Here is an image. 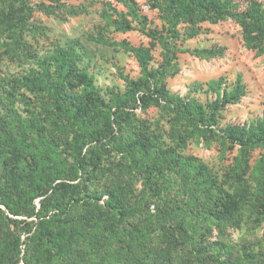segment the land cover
Here are the masks:
<instances>
[{"label": "rangeland", "instance_id": "1", "mask_svg": "<svg viewBox=\"0 0 264 264\" xmlns=\"http://www.w3.org/2000/svg\"><path fill=\"white\" fill-rule=\"evenodd\" d=\"M225 1L0 0V264H264V0Z\"/></svg>", "mask_w": 264, "mask_h": 264}, {"label": "trees", "instance_id": "2", "mask_svg": "<svg viewBox=\"0 0 264 264\" xmlns=\"http://www.w3.org/2000/svg\"><path fill=\"white\" fill-rule=\"evenodd\" d=\"M170 4H171L170 10H173L175 13L182 12L183 15H185V20H187L188 23H195L196 20L204 21L211 14L221 15L225 11L227 12L230 9V6H228V3L225 0H170ZM234 5L235 4L233 3V6ZM215 19H217V17H214V20ZM246 19H247L246 17H243L241 23L243 22V24H242L243 28L249 30V29H251L252 22H245ZM71 50H72V48H71ZM68 52L70 53V51H68ZM80 74H81V72H80ZM64 101H66L69 104L74 103V101L71 100V96L69 94L65 95ZM13 174H14L15 178H18V179L22 178L21 174L19 172L13 171ZM210 200L212 201V199H210ZM214 201L215 202L219 201L220 205L218 203H216L215 207L217 209H221L220 211L224 213V211L228 207V200H226V199L225 200H223V199L219 200L218 199V200H214ZM107 204L109 205V208L111 210L117 209L116 211H114V215H116L117 218H119L120 215L123 214V213H121V208H116L117 205L110 203V202H107ZM160 209L163 210L164 212H167L166 207H163V209L162 208H160ZM124 213H126V212H124ZM9 221L15 226L19 225L20 223H24V221H22V220H16L13 218H9ZM172 226L173 225H171V224H167V225L161 224L160 225L159 228H160V233L163 235L162 237H167L166 232H167V230H171ZM126 240H127V242H125L124 246L126 248H128L127 253H128L129 258L125 261L127 263L145 264L146 261H149V259H150V260H154V262L152 264H156V263L160 264V261L163 258L162 252H165V253L167 252L166 255L168 256V251H169V255H172L170 250H168L166 248H161L159 250L155 249V251H153V253H152V257L150 256L149 259H147L146 257L144 258L143 256L140 257V253L138 254L136 249L132 248L133 250H131V246L133 243L132 242L133 240L131 238V234H129V236L126 237ZM134 245L135 244H133V246ZM138 245H140V244H136L135 246H138ZM218 249H219V253L216 256V261L218 264H236L237 259L240 256L242 258V254H240L238 256L233 255L234 254L233 253L234 247L229 245V243L222 242ZM237 254H238V252H237ZM211 256L212 255H206V256H204V258L205 259H206V257L210 258ZM129 260L130 261L132 260V261L129 262ZM262 262H263L262 259H256V262L252 261L251 264H261ZM161 263H162V261H161Z\"/></svg>", "mask_w": 264, "mask_h": 264}]
</instances>
